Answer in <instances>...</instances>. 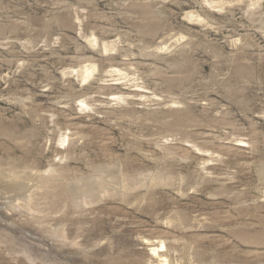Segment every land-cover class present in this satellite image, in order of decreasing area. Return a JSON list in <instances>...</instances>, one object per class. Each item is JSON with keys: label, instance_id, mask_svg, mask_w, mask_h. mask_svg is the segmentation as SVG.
<instances>
[{"label": "rangeland", "instance_id": "rangeland-1", "mask_svg": "<svg viewBox=\"0 0 264 264\" xmlns=\"http://www.w3.org/2000/svg\"><path fill=\"white\" fill-rule=\"evenodd\" d=\"M0 174V264H264V0H0Z\"/></svg>", "mask_w": 264, "mask_h": 264}, {"label": "bare ground", "instance_id": "bare-ground-1", "mask_svg": "<svg viewBox=\"0 0 264 264\" xmlns=\"http://www.w3.org/2000/svg\"><path fill=\"white\" fill-rule=\"evenodd\" d=\"M92 42H95V41L92 40ZM94 70H95V67L93 65L91 67H85V71L84 72L86 73V75L83 76V78L84 79L89 78L93 74ZM116 71H121V70L116 68ZM136 93L137 94H141V92L138 89H136ZM237 146H240L241 147L243 145H237ZM48 183L49 182H47V184ZM263 239H264V237H263ZM148 244L151 247V249H150L151 254L155 257V260L151 261L149 264H166V263L170 262V260L168 258L169 257L168 256V253L167 252H164V249H166L165 248L166 247L165 240L164 241L163 240H159L158 243H154V242L152 243V241L150 242L148 240ZM168 264H171V263H168Z\"/></svg>", "mask_w": 264, "mask_h": 264}]
</instances>
